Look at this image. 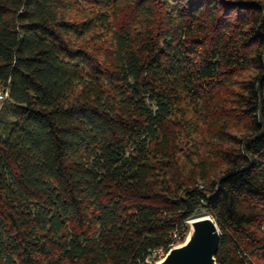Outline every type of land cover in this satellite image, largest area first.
<instances>
[{"label":"trees","instance_id":"trees-1","mask_svg":"<svg viewBox=\"0 0 264 264\" xmlns=\"http://www.w3.org/2000/svg\"><path fill=\"white\" fill-rule=\"evenodd\" d=\"M0 89V264H264V0H0Z\"/></svg>","mask_w":264,"mask_h":264},{"label":"water","instance_id":"water-1","mask_svg":"<svg viewBox=\"0 0 264 264\" xmlns=\"http://www.w3.org/2000/svg\"><path fill=\"white\" fill-rule=\"evenodd\" d=\"M190 234L183 245L169 251L158 264H217L220 231L208 215L191 222Z\"/></svg>","mask_w":264,"mask_h":264},{"label":"built area","instance_id":"built-area-1","mask_svg":"<svg viewBox=\"0 0 264 264\" xmlns=\"http://www.w3.org/2000/svg\"><path fill=\"white\" fill-rule=\"evenodd\" d=\"M8 96V93L6 92H0V102L4 101ZM169 252H165L162 249H158V250H154L152 251V253L150 254V256L148 257V259L146 260L147 263H151L152 261H154L155 259H158V261L155 263H160L168 254Z\"/></svg>","mask_w":264,"mask_h":264},{"label":"rangeland","instance_id":"rangeland-1","mask_svg":"<svg viewBox=\"0 0 264 264\" xmlns=\"http://www.w3.org/2000/svg\"><path fill=\"white\" fill-rule=\"evenodd\" d=\"M0 91H1V89H0ZM1 106H2V102H0V108H1ZM158 264V263H157Z\"/></svg>","mask_w":264,"mask_h":264}]
</instances>
